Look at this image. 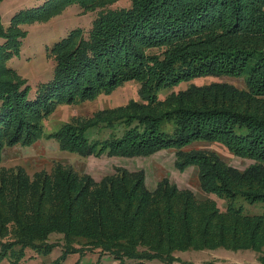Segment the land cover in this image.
Instances as JSON below:
<instances>
[{
	"label": "trees",
	"instance_id": "trees-1",
	"mask_svg": "<svg viewBox=\"0 0 264 264\" xmlns=\"http://www.w3.org/2000/svg\"><path fill=\"white\" fill-rule=\"evenodd\" d=\"M119 1L46 0L12 16L6 28L0 16V162L5 148L42 138L43 122L58 106L137 82L138 101L76 118L46 138L82 157L176 150V169L195 166L207 196L264 203V0H128V7L109 8ZM72 3L96 17L87 34L73 29L47 50L52 77L30 98L26 80L7 66L20 55L21 27L47 22ZM210 76L242 78L244 88L193 84L158 97ZM197 141L254 164L240 171L214 152L182 151ZM52 234L62 239L50 264L73 255L80 264L88 254L97 257L91 264L103 257L173 264L175 252L217 248L251 250L264 264V213H243L232 202L220 209L168 178L149 189L142 171L117 168L94 181L61 163L32 177L23 168L0 174V259L30 264L27 259L48 256L57 247Z\"/></svg>",
	"mask_w": 264,
	"mask_h": 264
},
{
	"label": "rangeland",
	"instance_id": "rangeland-1",
	"mask_svg": "<svg viewBox=\"0 0 264 264\" xmlns=\"http://www.w3.org/2000/svg\"><path fill=\"white\" fill-rule=\"evenodd\" d=\"M46 0H3L0 4V16L3 27H7L10 19L15 14L41 6ZM128 0H121L109 8L119 9L128 7ZM97 12H82L77 3L66 6L63 11L48 20L47 22H34L23 24L22 30L26 31L25 39L22 40L20 55L11 59L7 66L13 68L21 78L26 80L31 91L30 98L34 97L35 90L40 83L48 82L52 77L53 61L47 54V50L52 45L73 29L79 28L87 34L91 28V23L96 17ZM2 41H0L1 43ZM228 83L237 88H244V80L235 77H202L194 79L188 83L171 89L160 91L159 99H164L171 92H178L187 89L191 85L203 86L211 83ZM139 84L137 82L124 83L109 95H99L92 101L79 102L70 105H60L43 122L44 135L31 145H15L5 148L1 153L0 172L1 175H7L13 171L23 168L29 177L39 171L50 172L55 163L71 167L79 174H87L94 181H99L104 176L113 174L117 168L125 169L129 172L142 171L145 176L147 188H155L157 182L163 178L175 184L179 189H188L192 191L198 199L211 198L215 200L220 209L232 202L235 207H241L243 213L258 215L264 213V203L248 204L242 199L235 201L220 200L213 196H207L199 189L198 171L195 166L187 167L180 172L175 167L176 150H161L148 157H100L80 155L62 151L54 139L46 138V135L57 131L63 124L79 120L76 118H88L95 112L123 106L130 100L138 101L137 91ZM206 150L219 155L227 164L237 170H244L254 164L252 160L238 158L217 143H208L203 141L193 142L182 151ZM62 235L52 234L49 236V242L56 243L57 247L48 256H38L37 259H27L30 264H50L60 256V245ZM28 255H35L30 250ZM174 257L177 262L173 264H203L206 262H216L218 264H261L258 254L251 250H228L217 248L213 250H198L175 252ZM78 256H70L62 264H74ZM97 257L86 255L82 258L80 264H91ZM0 264H10L9 259H0ZM100 264H116L110 257H103ZM124 264H135L134 261H126ZM145 264H164L154 260Z\"/></svg>",
	"mask_w": 264,
	"mask_h": 264
}]
</instances>
